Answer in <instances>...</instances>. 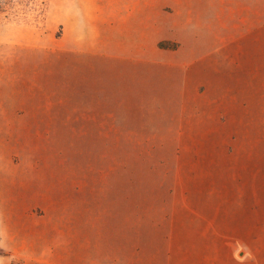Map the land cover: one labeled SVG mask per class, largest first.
Here are the masks:
<instances>
[{
  "label": "rangeland",
  "instance_id": "obj_1",
  "mask_svg": "<svg viewBox=\"0 0 264 264\" xmlns=\"http://www.w3.org/2000/svg\"><path fill=\"white\" fill-rule=\"evenodd\" d=\"M145 250L264 264V0H0V264Z\"/></svg>",
  "mask_w": 264,
  "mask_h": 264
},
{
  "label": "crops",
  "instance_id": "obj_2",
  "mask_svg": "<svg viewBox=\"0 0 264 264\" xmlns=\"http://www.w3.org/2000/svg\"><path fill=\"white\" fill-rule=\"evenodd\" d=\"M144 20V26H146ZM131 255V254H130ZM125 264H162L161 257L157 255V252H148L145 250L138 256L131 255L124 260ZM97 264H99L97 262Z\"/></svg>",
  "mask_w": 264,
  "mask_h": 264
}]
</instances>
